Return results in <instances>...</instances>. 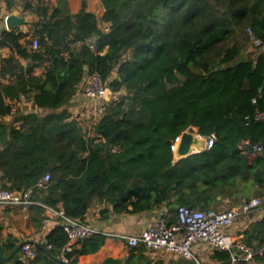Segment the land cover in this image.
<instances>
[{"label":"trees","instance_id":"1","mask_svg":"<svg viewBox=\"0 0 264 264\" xmlns=\"http://www.w3.org/2000/svg\"><path fill=\"white\" fill-rule=\"evenodd\" d=\"M14 1L6 0L7 10ZM21 1L38 20L29 32L0 30V49L9 51L0 59L3 187L32 188L48 173V185L34 189L32 199L83 221L95 202L102 206L100 220L165 205L169 213L162 218L171 224L180 206L208 210L226 201L234 207L252 196L264 201V46L243 53L248 28L264 45V0H100L101 17L84 0L74 14L64 8L66 0L53 7L48 0ZM91 35L96 51L84 42ZM34 37L38 49L31 47ZM90 74L120 93L92 131L68 110ZM22 96L35 111L14 112ZM9 115L6 125L1 119ZM190 126L214 135V144L175 161L171 143ZM30 209L44 219L42 206ZM59 221L36 248L40 253L59 250L77 264L105 243L100 231L66 251ZM243 241L264 245V217L243 231ZM133 258L162 264L142 247L130 249L127 264ZM211 258L231 262L227 251L214 250ZM13 264L26 263L16 257Z\"/></svg>","mask_w":264,"mask_h":264},{"label":"built area","instance_id":"2","mask_svg":"<svg viewBox=\"0 0 264 264\" xmlns=\"http://www.w3.org/2000/svg\"><path fill=\"white\" fill-rule=\"evenodd\" d=\"M104 30H107V28L105 27ZM246 33L249 44L253 48L264 46L262 41L253 34L250 28L247 29ZM84 42L92 51H96L95 36L91 35L87 37ZM31 47L32 49H38L37 38L34 37L32 39ZM106 88V83L97 74L87 75L78 86L79 93H83L87 99L97 101L94 110V122L91 125L93 129L94 125L103 115L105 106L108 103L104 98ZM93 129H89V131ZM197 136L200 139H205L206 149L213 146L215 141L214 135L204 137L197 133ZM179 139L180 135L176 136L171 143L170 149L173 153L176 150ZM199 151L201 150L194 149L192 154ZM260 151L261 146H255V152ZM50 179V174L47 173L34 187L13 190L2 186L0 174V208L22 207L28 209L33 205L42 206L45 211L60 219L59 224L67 234V243L64 246V250L70 251L79 241L100 231L85 220L68 217L62 210H55L41 205L32 199L34 189H44ZM263 205V199L253 197L249 200H243L234 207L223 210H202L180 206L177 210V219L174 223L167 224L164 219L160 218L139 234H119L117 236L130 248L142 247L149 252L165 251L185 260H193L196 264H199V262L192 253V247L196 243L204 244L213 251L229 252L231 256L230 264H256L257 258H264V245L258 247L248 245L243 241V233L239 230L234 233L232 229L239 217L257 211ZM47 249H51V246L47 245ZM22 251L26 259H35L36 249L32 245L26 243L22 246Z\"/></svg>","mask_w":264,"mask_h":264},{"label":"crops","instance_id":"3","mask_svg":"<svg viewBox=\"0 0 264 264\" xmlns=\"http://www.w3.org/2000/svg\"><path fill=\"white\" fill-rule=\"evenodd\" d=\"M86 2V10L89 12L96 14H103V7L100 3V0H84ZM82 0H66V6L69 13L74 14L77 13L81 7ZM10 13H7L9 15ZM29 25V24H28ZM28 25L24 24L18 27L23 32H29ZM106 27L105 24H102V28ZM1 58L7 57L9 55V51L7 49L1 50ZM24 66L27 65L25 60H21ZM1 68V63H0ZM43 72V68L39 70V66L34 69V74L40 75ZM0 82H6L5 79L0 77ZM80 93L77 91V94L72 99V103L69 106L68 110L70 112L78 111L79 104L77 101L80 100ZM25 101L28 102L31 106V110L29 112L35 111V107L32 102L23 96L18 101H14V109H17L20 106V102ZM76 104L77 106L75 107ZM74 110V111H73ZM16 111V110H14ZM27 113V111H25ZM80 114V113H79ZM8 117V116H6ZM4 117V118H6ZM80 121H82L81 117H78ZM196 149V148H194ZM194 149L192 151H194ZM38 202V201H37ZM226 202V201H225ZM32 207V206H31ZM102 208L101 205H97L96 207H91L87 214L85 215L84 220L101 231L106 235V240L103 246L93 254H87L80 256L78 258L77 264H127L126 260L130 254V247L127 244L118 238L119 234H139L144 231L150 225H152L156 220L162 218V216L168 214V209L165 205H161L159 208L149 211L142 212L136 214H122L116 215L111 214L105 220H100L99 210ZM43 216V215H42ZM44 219L40 222L39 215L33 209H24L22 207H6L0 208V223H1V231H0V246L3 247L4 256L10 255L16 248V246L21 242H26L32 245L35 249L38 246L46 244V236L50 232V230L57 225L58 219L44 211ZM264 217V206L261 209L255 211V213L244 220L240 226L241 231L250 230L255 221H258ZM163 219V218H162ZM38 220V221H37ZM11 244H14L13 250L6 249ZM6 247V248H5ZM144 249V248H143ZM213 250L209 249L206 245L201 243H196L192 247V253L197 259L204 254L205 250ZM58 255L46 254L45 252L40 253L36 249V257L33 260H28L24 257L22 247L21 249L13 255V257L8 262H1V264H13L15 258L18 257V260L23 261L26 264H54V262H59L57 259H62V253L59 250L56 251ZM144 253L148 259L152 261H161L162 264H185L186 260L165 252V251H146L144 249ZM118 260L120 263H113L111 260ZM198 260V259H197ZM211 262H215L213 259H210ZM199 262V261H198ZM136 259L133 258L128 264H137ZM256 264H264V258H257L255 261ZM196 264V263H195ZM199 264H201L199 262Z\"/></svg>","mask_w":264,"mask_h":264},{"label":"rangeland","instance_id":"4","mask_svg":"<svg viewBox=\"0 0 264 264\" xmlns=\"http://www.w3.org/2000/svg\"><path fill=\"white\" fill-rule=\"evenodd\" d=\"M49 1V6L50 7H53L55 4H56V0H48ZM0 6H1V13H0V30H2L3 28H6L5 26V17L7 15V13H19L20 16H24L27 18V25H28V29L29 31H31L32 27H31V23L35 22L38 20V17L30 12V11H25L23 10V2L21 0H15L13 3H12V8L11 10H7L6 9V0H0ZM67 8V6L65 5L64 8ZM96 16H100V14H96ZM243 53L246 55H249V54H255V50L253 49V47L250 45V44H246L245 43V46L243 48ZM1 54L2 52L0 53V59H1ZM42 69V66H39V70ZM116 76V72H114L111 77H115ZM120 95V93H116L114 94L112 91H111V95L109 97V100L107 101L108 103L111 102L113 99H115L116 97H118ZM80 100L77 101V103L79 104L80 107H78V111H75V112H71L72 114V117H81L82 118V121L81 122V125L83 127L84 130H88V129H93L92 128V123L94 122V110H95V107L97 105V101H93V100H90V99H87L83 93H80ZM20 106L17 107V109H14L16 111H18L19 113H26L25 111H27V113L31 110V106L28 102H25V101H21ZM75 105V107L77 106L76 104H73ZM14 111V112H16ZM74 111V110H73ZM80 113V114H79ZM13 116L14 115H9L8 117L6 118H2L1 121L3 123H5L6 125H9L11 122H12V119H13ZM253 197H257V196H252L251 198ZM261 198V197H259ZM262 199V198H261ZM98 204L95 202L92 207H96ZM230 205L228 202H224L222 205L218 206L216 209L217 210H223V209H226V208H229ZM255 213L254 212H251L245 216H241L239 217L234 226H233V229L232 231L234 233L238 232V230L241 229V226L240 224L246 220L247 218L251 217L253 214ZM211 255H212V252L210 250H205L204 254H202L201 257H198L197 256V259L198 261L201 263V264H218V263H214V262H211L210 259L211 258Z\"/></svg>","mask_w":264,"mask_h":264},{"label":"water","instance_id":"5","mask_svg":"<svg viewBox=\"0 0 264 264\" xmlns=\"http://www.w3.org/2000/svg\"><path fill=\"white\" fill-rule=\"evenodd\" d=\"M26 23H27V18L24 16H20L19 13L13 12V13H10L9 15H6L5 17V26H6L5 29L6 30L16 29ZM110 95H111V89L107 87L106 94L104 96L106 101L109 100ZM197 133H198L197 128L190 126L180 134V139L176 145V150L173 153L175 161L192 154V150L194 148L199 149L201 151L206 150L205 139H200L197 136ZM25 244L26 242L19 243L16 246L15 250L8 256H4L3 247L0 246V260L2 262L10 261L13 255L17 253L21 249V247ZM57 260L63 264H68L63 259H57Z\"/></svg>","mask_w":264,"mask_h":264}]
</instances>
